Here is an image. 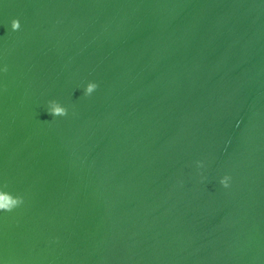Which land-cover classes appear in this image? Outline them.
Returning <instances> with one entry per match:
<instances>
[{"label": "water", "instance_id": "obj_1", "mask_svg": "<svg viewBox=\"0 0 264 264\" xmlns=\"http://www.w3.org/2000/svg\"><path fill=\"white\" fill-rule=\"evenodd\" d=\"M4 65L0 264H264V0H0Z\"/></svg>", "mask_w": 264, "mask_h": 264}, {"label": "clouds", "instance_id": "obj_2", "mask_svg": "<svg viewBox=\"0 0 264 264\" xmlns=\"http://www.w3.org/2000/svg\"><path fill=\"white\" fill-rule=\"evenodd\" d=\"M21 29V22L19 18L13 19L11 21V30L19 31ZM8 66L4 65L3 69L0 70L4 73L8 72ZM99 85L96 82H89L83 91L84 96H91L97 89ZM47 112L52 117H65L68 115V109L63 106L59 101L51 100L49 101ZM197 166L199 168L204 167L203 161H197ZM231 176L225 175L221 178L220 184L224 188H229L231 186ZM8 187V183L5 182L3 187H0V212H13L15 209L21 207L25 203V197L23 195H14L9 191H5Z\"/></svg>", "mask_w": 264, "mask_h": 264}]
</instances>
